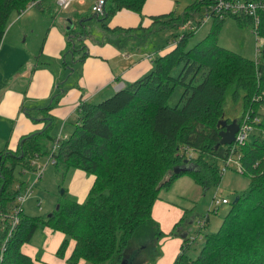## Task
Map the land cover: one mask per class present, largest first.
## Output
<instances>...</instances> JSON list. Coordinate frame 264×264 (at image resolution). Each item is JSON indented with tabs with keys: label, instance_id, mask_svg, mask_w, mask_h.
<instances>
[{
	"label": "trees",
	"instance_id": "trees-1",
	"mask_svg": "<svg viewBox=\"0 0 264 264\" xmlns=\"http://www.w3.org/2000/svg\"><path fill=\"white\" fill-rule=\"evenodd\" d=\"M31 1L40 10L44 8L45 0H0V43L11 12L20 13ZM144 1L105 0L102 14L91 11L88 20L100 17L104 31L98 42L122 49L127 44L142 45L161 29L186 24L189 29L172 35L176 37L173 46L152 58L147 73L99 101L79 100L69 132L55 137L50 134L54 118L49 111L67 89L57 82L47 105L24 109L31 121H45L42 127L0 152V264H34L20 245L30 239L38 225L64 234L56 250L58 255H62L69 238L74 240L66 259L70 264L79 259L88 264H117L121 257L132 263L122 250L130 238L161 233L150 213L159 191L168 190L183 174L196 184L217 185L230 153L239 154L247 187L234 192L226 203L216 204H227L228 208L215 230L201 231L208 212L200 215L199 228L193 234L185 232L171 264H264V49H260V58L250 59L217 44L219 28L227 17L239 27L247 24L264 41V11L259 12L258 24L253 26L249 16L209 15L207 8L213 0H196L181 12L151 16L152 23L147 27L109 28L104 23L120 9L140 14ZM51 5L52 12H62L56 11L53 1ZM201 7L211 22L206 34L188 46L189 38L204 21L202 15L195 18ZM80 25L77 20L74 28L78 29L66 32V53L63 51L59 58L64 70L86 56L81 36L87 33ZM69 54L73 55L70 62L65 60ZM175 66L178 71L172 75ZM176 87L177 103L169 105L167 101ZM227 94L239 107L237 123L246 117L252 125L246 140L236 146L218 144L221 127L216 123L221 118L229 120L223 110ZM48 138L51 144L57 143L52 157L54 168H63L60 177L74 167L94 175V182L81 202L61 195L57 208H52L48 216L30 215L21 208L11 228L12 208L20 190L12 183L14 168L19 166L23 173L31 168L33 156L47 155L50 145L44 140ZM181 166L187 169L173 172V167ZM187 215L182 210L174 225ZM197 239L201 243L192 245ZM195 248L191 255L190 250Z\"/></svg>",
	"mask_w": 264,
	"mask_h": 264
},
{
	"label": "crops",
	"instance_id": "crops-1",
	"mask_svg": "<svg viewBox=\"0 0 264 264\" xmlns=\"http://www.w3.org/2000/svg\"><path fill=\"white\" fill-rule=\"evenodd\" d=\"M177 3L178 0H145L140 14L120 9L108 18L106 25L109 28L135 27L138 24L147 27L152 23L151 16L166 14L170 11L177 13L175 12ZM189 3L185 4L178 12H181ZM43 6L42 10L36 9L40 12H48L50 20L45 23L40 44L35 50H31L25 40L23 43L17 39L20 30H18L17 36L9 33L10 41H6L10 27L5 30V37L2 36L4 39L1 40L2 44L0 43V152L4 151L6 147H14L21 136L36 132L42 127L43 122L31 121L24 113V109L47 105L52 98L57 82L58 84L63 83L62 85L67 89L49 111L54 121L58 122V127L54 128L52 125L51 129H53H50V132H53L51 135L55 137L65 136L69 132L70 120L74 118V109L79 100H91L98 94L102 98L108 96L152 68L153 51L137 55L127 50H118L113 44L98 42L102 37V29L99 23L94 25L90 23L94 18L88 20L89 16L93 14L90 7L91 14H80L75 7L68 6L58 14L53 12L54 16L51 17L53 6L44 4ZM67 19L73 21L71 26L68 25ZM77 20L85 21L84 24L89 26L90 34L86 35L84 39L82 38V43L86 47V56L81 61H73L70 65L72 70L66 73L62 66H57V61L67 46L65 36L66 31L70 29H66V27L74 28ZM99 20L95 19L94 22H99ZM92 27L95 28L97 36L92 34ZM237 27L239 28L238 25ZM170 29L165 28L161 31ZM171 33L169 34L171 35ZM172 35L170 38L166 37L167 43L157 50V55H162L170 50L173 40L176 39ZM147 55H151V57H147ZM74 57L79 59V55ZM16 68H18L16 71L9 73ZM74 83L77 86H73ZM238 116L239 114L234 117L238 118ZM182 176L184 175L175 180H179ZM165 201L160 205V208L168 210L166 216L164 213L160 215L153 208L154 203L150 211L160 229L169 227L182 214L181 208L175 207L171 210L169 207L171 202ZM63 238L64 234L60 230L53 229L48 225H38L30 239L21 243L20 250L28 254L34 264H70L66 259L74 244L72 238L68 239L62 255L56 253ZM180 242L181 239L179 241L177 238L168 240L166 249H164L166 242L161 243L162 253L155 264H171ZM83 261V259H79L76 264H81Z\"/></svg>",
	"mask_w": 264,
	"mask_h": 264
},
{
	"label": "rangeland",
	"instance_id": "rangeland-1",
	"mask_svg": "<svg viewBox=\"0 0 264 264\" xmlns=\"http://www.w3.org/2000/svg\"><path fill=\"white\" fill-rule=\"evenodd\" d=\"M52 1L53 0H45L43 4L46 6L51 5ZM192 1L196 0H178V3L175 5V12H178L182 9L185 4L189 2L191 3ZM91 2L92 0H76L71 2L69 6L75 7L80 14H91L89 10ZM35 4V1H31L27 3L25 8L20 13H15L14 11L11 12L8 17V21L5 28V30H7L10 27L6 36V41L11 40V36L9 33L17 36L18 30H20L21 32L17 39L23 41V43L26 41L31 50H35L39 46L41 41V33L45 28V23L49 22L50 16L49 13L46 11H38L36 9L37 7L35 6ZM199 12L200 13H196L195 18L200 19L201 15L202 17H204V8L201 7ZM53 16L54 13L51 11V17ZM15 17L16 19H14ZM95 19L96 18L92 19L93 22H90L92 25L100 23L94 22ZM99 19L100 17L97 18V20ZM107 22L108 20H104L105 24H107ZM209 22H211V19H204V21L200 24V26L197 28L192 37L188 40V46L193 45L196 41H198L206 34ZM67 23L71 26L73 21L67 19ZM70 26H67L66 29H69ZM189 27L190 26L186 24L180 26L179 28H171L170 30L166 31L160 30L151 34L147 41L140 46L134 44H127L122 47V49H118L127 50L137 55L141 54L142 52L146 53L153 51L154 53L152 58H154V56L157 55V50H159L162 46H165V44L167 43L166 37L170 38L172 34H179L180 32L188 30ZM32 30L33 32L31 33ZM170 32H172L171 35L169 34ZM88 34H90L89 26ZM92 34L94 36H97L94 27H92ZM101 34L104 37L103 30ZM3 36L5 37V33ZM65 38L67 41V34ZM217 44L224 48L230 49L244 57L248 56L247 58L250 59H254L255 55L257 56V58L261 57V52L255 54L256 37L251 32L249 26L247 24H244L238 28L235 20L231 17H227L222 21V24L219 28V32L217 34ZM63 51L65 54V50ZM149 56L151 57V55ZM70 58L71 55L69 54L66 56L65 60L70 62ZM57 66H61V61L59 59L57 61ZM17 69L18 68L13 71H10L9 73H12ZM69 71L70 69L67 68L66 73H69ZM177 71L178 68L177 66H175L172 69L171 74L176 75ZM178 96L179 89L178 87H176L171 96L169 97L167 103L169 105L177 103ZM101 99L102 97L100 98V95L98 94L91 98V101L96 102ZM223 110L224 116L228 119L235 118L234 116L238 115L240 112L239 107L236 105V103L233 102V100L228 94L225 98ZM72 120H70V123ZM41 122L44 123L45 121L39 120V123ZM52 125L54 128L56 126L58 127V122L53 120ZM50 134L53 135V132L51 131ZM44 142L45 145L51 146V140L49 138L44 140ZM47 155L33 156L32 159H34V163L31 164V168L29 170L28 168L26 169V167H24V169L26 170L23 173L19 171V166H16L13 171L12 183L14 186L25 187L33 182L31 186V192L22 204L23 211L30 215H46L48 212L51 211L52 208H55L57 201L61 195L64 199L75 200L80 202L83 201L86 198L88 190L90 189V186H92L91 184H93L95 179L94 175L74 167L67 168L63 177H60L63 168L59 166L56 170L54 168L53 163L46 162L48 160ZM37 166H40V174H37ZM183 175L184 176H182V178H180L179 180L173 181L168 190H160L158 193V199H156L154 205H152L153 208L156 209L160 215L164 213L166 216L168 210L161 209L160 205L166 202L165 200H169L171 202V205L169 206L171 210L175 207L177 209L181 208L182 210H186L188 212L187 217L180 219V224L177 223L176 225H174V223L177 221L176 220L165 229H160L158 225V228L161 231L160 234L159 232H156L145 235L142 234L139 236H133L132 238H130V240L122 250L125 254H128L130 259L132 260V264H155V262L159 258V255L162 253L161 243L166 242V245L164 246V249H166L168 246V240L177 238L180 241V239L182 238V232H187L188 234L195 233L199 228V223L201 224V214H205L206 212H208L207 223L205 224V226L201 227V231L215 230L220 223L221 216L228 208V205H215L214 200L220 199L224 196V198L229 200L232 198L234 192L242 191L248 185V178L236 171L234 162H230L229 168H227V170L221 173V179L219 183L215 186L211 184H196L190 178H188L187 174ZM60 190H62V193H60ZM36 203L38 206L36 205ZM214 207H216L215 212L212 211V208ZM200 243L201 240L197 239V241L193 242L192 245L198 246ZM195 252L196 248L190 250L191 255H194ZM125 263L131 264V262L127 259H125ZM81 264L88 263L83 261Z\"/></svg>",
	"mask_w": 264,
	"mask_h": 264
},
{
	"label": "built area",
	"instance_id": "built-area-1",
	"mask_svg": "<svg viewBox=\"0 0 264 264\" xmlns=\"http://www.w3.org/2000/svg\"><path fill=\"white\" fill-rule=\"evenodd\" d=\"M73 1L76 0H53V3L55 5L56 11H62L66 7L69 6V4ZM104 4L105 0H92V3L90 5V10L94 14H102L103 9H104ZM209 7L207 8L209 15L211 13H218L219 16L224 15L225 13L229 14H236V15H244V16H249L252 18L253 21V26H257L258 20H259V12L264 11V1L262 0H213L212 4L208 5ZM206 11V9H205ZM208 18V14H204V19ZM209 19V18H208ZM254 36L256 37V45H255V54L260 52V49L262 47L263 40L257 35V32L253 31ZM149 57V55H147ZM255 58L257 59V56L255 55ZM254 58V59H255ZM255 120V119H253ZM252 130V125L249 120L246 121V117L238 122V128L237 131L234 135V141L232 143L236 144H242L244 140L248 137L249 133ZM57 143H53L50 146V151L48 153V160L46 162H51L53 163V157L52 153L56 149ZM233 151V149H231ZM238 158L239 154L238 153H230L228 157L226 158L223 166L221 167V172H224L227 168H229L230 162H234L236 171L238 173H241V169L239 167L238 163ZM34 163V159H32L31 164ZM40 166H37V174H40L39 171ZM33 182L29 184L28 186H22L20 187L19 193L16 196L15 199V205L12 208V218H11V223L10 227L12 228L14 224L16 223L18 217L17 213L18 211L21 210L23 202L26 200L28 195L31 192V186ZM226 203L227 199L226 198H221V199H215L214 204L216 205L217 203ZM3 249V245L0 246V256H1V251Z\"/></svg>",
	"mask_w": 264,
	"mask_h": 264
},
{
	"label": "water",
	"instance_id": "water-1",
	"mask_svg": "<svg viewBox=\"0 0 264 264\" xmlns=\"http://www.w3.org/2000/svg\"><path fill=\"white\" fill-rule=\"evenodd\" d=\"M82 21L79 20L78 24H81L79 27L81 29H83L84 31H86V35H88V26L84 25L81 23ZM84 22V21H83ZM69 29H73V28H69ZM70 38L73 37L72 34L69 35ZM79 38V36H78ZM81 38H85V35L81 36ZM263 49H264V41H263ZM71 59H72V54H71ZM72 61V60H71ZM67 68L70 69V71L72 70L70 67L67 66ZM217 126L221 127V129L218 131V135H219V140H218V144L219 145H229L234 141V135L237 131L238 128V124H237V118H232L229 122H226L225 119H220L218 120V122L216 123ZM185 162V160H184ZM186 167H173V172H183L184 170H186ZM60 193H62V190H60ZM236 199V197L233 198V201ZM55 208H57V204L55 206ZM50 214V212H48L46 215L48 216ZM185 235V232L181 233V237H183ZM120 264H126L125 263V259L123 257H121V259L119 260ZM132 264V263H131Z\"/></svg>",
	"mask_w": 264,
	"mask_h": 264
},
{
	"label": "flooded vegetation",
	"instance_id": "flooded-vegetation-1",
	"mask_svg": "<svg viewBox=\"0 0 264 264\" xmlns=\"http://www.w3.org/2000/svg\"><path fill=\"white\" fill-rule=\"evenodd\" d=\"M231 119H229V120H226V122H229Z\"/></svg>",
	"mask_w": 264,
	"mask_h": 264
}]
</instances>
